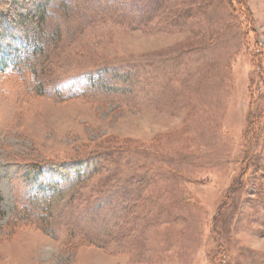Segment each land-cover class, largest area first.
Listing matches in <instances>:
<instances>
[{
	"label": "rangeland",
	"instance_id": "obj_1",
	"mask_svg": "<svg viewBox=\"0 0 264 264\" xmlns=\"http://www.w3.org/2000/svg\"><path fill=\"white\" fill-rule=\"evenodd\" d=\"M0 264H264V0H0Z\"/></svg>",
	"mask_w": 264,
	"mask_h": 264
},
{
	"label": "trees",
	"instance_id": "obj_2",
	"mask_svg": "<svg viewBox=\"0 0 264 264\" xmlns=\"http://www.w3.org/2000/svg\"><path fill=\"white\" fill-rule=\"evenodd\" d=\"M246 8H247V6H246ZM247 9H248V8H247ZM13 69H14V68H13ZM42 69H43V67H42ZM42 69H41V70H42ZM41 70H40V71H41ZM20 74H22V73L19 71V74H18V75H20Z\"/></svg>",
	"mask_w": 264,
	"mask_h": 264
}]
</instances>
